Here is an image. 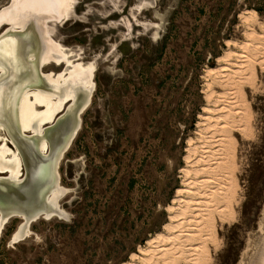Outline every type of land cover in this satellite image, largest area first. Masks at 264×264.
Here are the masks:
<instances>
[{
  "label": "rangeland",
  "instance_id": "obj_1",
  "mask_svg": "<svg viewBox=\"0 0 264 264\" xmlns=\"http://www.w3.org/2000/svg\"><path fill=\"white\" fill-rule=\"evenodd\" d=\"M251 10L255 18L241 21ZM47 32L68 58L92 67L94 88L59 161L62 215L39 216L17 241L22 219L10 217L0 229V264L140 262L146 242L166 234L167 208L187 198L176 190L186 188L188 144L198 149V122L210 108L205 91L218 90L205 72L228 51L260 45L264 0H73ZM1 47L0 62L14 68V37ZM61 68L48 63L42 71ZM242 87L248 127L234 133V214L216 223L205 264H256L264 246V71L256 65Z\"/></svg>",
  "mask_w": 264,
  "mask_h": 264
},
{
  "label": "bare ground",
  "instance_id": "obj_2",
  "mask_svg": "<svg viewBox=\"0 0 264 264\" xmlns=\"http://www.w3.org/2000/svg\"><path fill=\"white\" fill-rule=\"evenodd\" d=\"M72 1L10 0L0 8V27L7 24L0 35L1 48L13 36L17 56L14 68L9 62L10 67L0 62V129L7 134L0 135V173L4 174L0 176V229L6 220L1 215L9 213L31 216L43 210L47 218L62 215L57 202L63 192L59 161L80 126V113L94 88L92 67L68 58L49 40L47 22L63 19ZM249 12L242 11L240 20L255 18V11ZM261 38L259 46L247 45L242 54L226 51L216 59L217 67L206 70V77L212 78L218 90L207 85L204 95L210 108L198 122L201 142L197 150L188 144L185 161L190 171H183L186 188L176 190V196L186 192L187 198L174 199L179 206L167 208L166 234L146 242L148 248L142 249L140 262L126 264H205L210 246L216 247V223L229 221L234 214V133L247 134L248 109L242 86L251 83L256 65L264 71ZM48 63L63 68L43 72ZM65 102L69 104L61 114ZM7 139L15 151L5 147ZM17 216L22 220L12 234L13 241L28 233V224ZM256 264H264V246Z\"/></svg>",
  "mask_w": 264,
  "mask_h": 264
},
{
  "label": "water",
  "instance_id": "obj_3",
  "mask_svg": "<svg viewBox=\"0 0 264 264\" xmlns=\"http://www.w3.org/2000/svg\"><path fill=\"white\" fill-rule=\"evenodd\" d=\"M70 103H71V101H70ZM65 110H66V108H65ZM65 110H63L62 113H64ZM62 113H61V114H62ZM74 134H75V133H74ZM74 134L71 136V139L69 140V143H68L67 147L70 145V143H71V141H72V139H73V137H74ZM25 135H30V134H25ZM6 136H7V134H6ZM8 143H9V144H8L9 146H13V144H12L11 141L8 140ZM66 149H67V148H66ZM66 149H65V150H66ZM20 168L22 169V168H23V165H21ZM22 172H23V170H22ZM45 212H46V211H43V210H42V211H39L38 213H36V214H34V215H31V216H23L21 213H9V214L6 215V216L1 215V218H2V219L5 218V219H6L5 222H6L10 217L14 216L15 214H16V215L20 214V216H22V218H23V223H25V224H29L31 221H33L34 219L38 218L39 216H43V217H45V215H44ZM5 222H4V223H5ZM4 223H3V224H4Z\"/></svg>",
  "mask_w": 264,
  "mask_h": 264
}]
</instances>
